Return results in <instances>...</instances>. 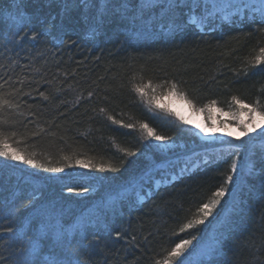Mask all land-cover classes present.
<instances>
[{
    "label": "trees",
    "instance_id": "1",
    "mask_svg": "<svg viewBox=\"0 0 264 264\" xmlns=\"http://www.w3.org/2000/svg\"><path fill=\"white\" fill-rule=\"evenodd\" d=\"M92 2L108 4L103 24L77 0H0V95L8 101L0 131L38 165L0 162V264H46L50 256L163 264L177 243L218 219L216 250L193 264H264V177L239 175L207 224L181 231L223 184L233 158L254 159L260 171L264 139L202 142L136 91L176 84L198 111L212 101L235 109L233 96L264 104V64L254 62L264 23L244 8L256 0ZM205 6L214 13L207 19ZM141 123L176 146L156 150ZM79 164L86 171L72 174ZM53 167L63 171H44Z\"/></svg>",
    "mask_w": 264,
    "mask_h": 264
},
{
    "label": "snow or ice",
    "instance_id": "2",
    "mask_svg": "<svg viewBox=\"0 0 264 264\" xmlns=\"http://www.w3.org/2000/svg\"><path fill=\"white\" fill-rule=\"evenodd\" d=\"M78 3H82L83 6L89 10L95 8L96 14L93 17V19L99 23H104L105 15L108 11V4L106 2L101 3L99 6L94 4L92 0H77ZM126 4H121L119 6L120 9L126 8ZM143 7V6H142ZM217 5L213 3L212 8H216ZM244 8L250 9L251 12L258 14L260 20L262 23H264V0H256L254 4H246L244 5ZM67 6H65V11H67ZM214 13L208 8V6H205V15L203 16V19H207L208 16L213 15ZM251 19H256V16L253 15ZM191 23L195 24V21H190ZM33 39L36 38V34H33ZM254 62L256 64H264V47H261L259 49V52L254 57ZM20 83H23V80L19 81ZM3 86L0 85V88ZM136 91L140 93L141 96H146V90L143 87L136 88ZM264 91V90H262ZM18 94V93H17ZM168 97L170 99H176L184 101L188 104L189 107H192V101L189 100L182 92H180L177 89L176 84H172L171 87L168 90L167 93ZM47 99V97H44ZM233 102L235 105H237V108L235 111H230L229 115H231L236 123V127L240 129L239 133L236 134L235 138L239 140L241 137H247L250 133L256 132L258 128H264V104H262L259 100V98L255 102H244L241 99L233 96L232 97ZM150 104H154L156 107L161 108L164 112H169L168 105H165L163 103V100L158 98L155 95V92H153V95L149 99ZM8 105V101L4 99L2 95H0V110L5 108ZM215 105V101L210 102L209 105H206V107H212ZM195 111V109H193ZM202 110V109H201ZM103 112L104 110L101 109ZM173 114V113H169ZM177 118L183 122L188 123V121L185 120L183 116L180 115L179 112L174 113ZM109 119H113L111 116L108 117ZM4 121L0 120V125H3ZM113 123H119V121H116L113 119ZM122 127H128L132 128L134 125L127 124L121 125ZM139 130L142 133L143 139H151L160 143H164L168 138L165 136H162L158 134L153 128L149 127L147 123H141L138 125ZM199 127V126H196ZM199 131L201 133H204L207 135V130L205 128H199ZM14 135V133H13ZM229 135H232L229 133ZM259 137L261 139H264V130L259 132ZM253 139H255L253 137ZM126 155H134L135 153L126 151ZM0 157H3L4 159L14 162H19L24 165H29L33 168L38 167V165L35 163L33 157L31 155H25L21 154L18 148L13 147V145L10 143L9 137L3 132L0 131ZM261 168L260 171H257L256 165L257 161L254 159H248L247 162L242 165L239 163L235 158L232 159V162L230 164V171L227 174V176L224 179L223 184L217 188L212 193V198L209 200V202L204 203L198 208V212L200 213V218L195 221L197 224L204 223V220L211 215L212 209L215 208L218 204H220L221 197H224L226 192L231 191L227 186L229 184L235 183V176L236 175H242L245 178L252 177L255 178L256 176L264 177V159L260 161ZM105 169L101 167L99 171H104ZM108 171L116 172L119 169L116 167L109 166ZM45 172L51 171L53 173L56 172H62L63 169L53 167L51 169L45 168ZM35 198V197H33ZM192 226V223L189 222L188 224L183 225L181 228V231H183V228H190ZM11 231V229H9ZM62 238V233H57L56 239L59 241ZM192 239H195L193 237ZM192 239H184L180 243H177L175 247L171 249V251L168 253V256L164 259L163 264H172V261L178 257H181L182 253L185 252V250L188 248V246L192 243ZM39 253V248L34 247L32 249V256L35 257ZM25 264H33V261L28 260L25 261ZM46 264H71L70 261H61L55 258V256H50L46 259ZM75 264H80V261H76ZM156 264H161V261H157ZM179 264H185L184 259L179 260Z\"/></svg>",
    "mask_w": 264,
    "mask_h": 264
},
{
    "label": "rangeland",
    "instance_id": "3",
    "mask_svg": "<svg viewBox=\"0 0 264 264\" xmlns=\"http://www.w3.org/2000/svg\"><path fill=\"white\" fill-rule=\"evenodd\" d=\"M153 92H155V95L163 100V103L165 105H168L169 112H164L161 108L156 107L154 104L149 103L150 97L153 95ZM146 93L147 95L144 96V104L151 109L155 111H161L163 113H167L168 115H171L175 119L179 120L177 116L174 114L176 112H179L181 116L185 118L188 123H184L188 127H190L197 137L200 138V140L206 143H218V142H225V141H233L235 142L237 139L235 138L236 134L239 133L240 129L236 127V123L231 115H229L230 111H235V109L228 110V111H222L218 109L217 107H208L202 111L193 110L194 107H189L187 103L181 100L176 99H170L167 95L168 92L162 93L161 91H157L155 87H146ZM173 113V114H169ZM201 119L204 121L205 125L208 127V129L212 133V139H206L204 137H201L196 129L194 127V123L196 120ZM180 121V120H179ZM264 130V128H258L256 132L250 133L249 136L252 135H258L260 131ZM231 133L232 135H229ZM248 137V136H247ZM245 137V138H247ZM244 138V137H241ZM240 138V139H241ZM149 144L153 146L156 150H164L169 151V149L174 148L176 145L174 142H167L160 143L151 139H146ZM1 158V163L9 164L16 167H22L25 168L24 164H21L19 162L11 161L10 159L6 160L3 157ZM86 171V166L79 164L78 168L72 171V174L74 173H81ZM238 176H235V183L229 184L227 187L231 190L229 192H226L224 197H221L220 203L222 202H228V200L233 195L235 188L238 184ZM217 207V206H216ZM212 209L211 215H209L205 220L204 223L207 224L209 222L210 218L213 215V211L216 209ZM200 218V213L197 219ZM196 219V220H197ZM220 220H216L214 223L211 224V227L207 229L203 234L199 235L197 238L192 240V243L188 246V248L185 250L184 253H182L181 257H178L172 261V264H179L180 259H184L185 264H193L198 262V260H201L203 258H207L213 251L217 248V241H216V231L218 226L220 225ZM197 223H192V226H196ZM32 251V250H31Z\"/></svg>",
    "mask_w": 264,
    "mask_h": 264
},
{
    "label": "bare ground",
    "instance_id": "4",
    "mask_svg": "<svg viewBox=\"0 0 264 264\" xmlns=\"http://www.w3.org/2000/svg\"><path fill=\"white\" fill-rule=\"evenodd\" d=\"M196 126H199V127H196ZM194 127H196V129H197V131H198V133H199V135L201 136V137H204V138H206V139H212L213 137H212V133H211V131L208 129V127L205 125V123H204V121L203 120H201V119H198V120H196V122L194 123ZM199 128H205L206 130H207V135H205L204 133H201L200 131H199Z\"/></svg>",
    "mask_w": 264,
    "mask_h": 264
}]
</instances>
